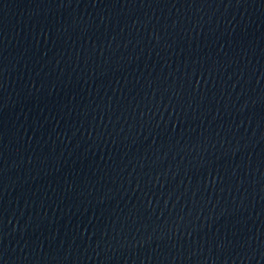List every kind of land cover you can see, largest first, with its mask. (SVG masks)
<instances>
[{
	"label": "water",
	"instance_id": "1",
	"mask_svg": "<svg viewBox=\"0 0 264 264\" xmlns=\"http://www.w3.org/2000/svg\"><path fill=\"white\" fill-rule=\"evenodd\" d=\"M0 264H264V0H0Z\"/></svg>",
	"mask_w": 264,
	"mask_h": 264
}]
</instances>
